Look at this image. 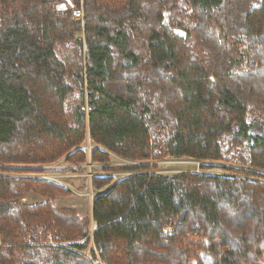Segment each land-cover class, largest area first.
Masks as SVG:
<instances>
[{"label": "trees", "instance_id": "obj_1", "mask_svg": "<svg viewBox=\"0 0 264 264\" xmlns=\"http://www.w3.org/2000/svg\"><path fill=\"white\" fill-rule=\"evenodd\" d=\"M63 2L0 0V264H264V0ZM86 139L94 229L9 167L84 165Z\"/></svg>", "mask_w": 264, "mask_h": 264}, {"label": "rangeland", "instance_id": "obj_2", "mask_svg": "<svg viewBox=\"0 0 264 264\" xmlns=\"http://www.w3.org/2000/svg\"><path fill=\"white\" fill-rule=\"evenodd\" d=\"M83 9V8H82ZM79 39V35H78ZM81 41V40H80ZM82 42V41H81ZM83 43V42H82ZM84 44V43H83ZM93 146L90 144V141L86 139L85 144L82 146V149L87 153L90 157ZM88 157V161L86 164L81 166H70L61 162L53 164L51 166H47L46 172H38V169L44 168L40 167L41 165L34 166H9L12 169L19 170H31L27 173H11L10 175L13 177H21V178H30V179H39L44 181H51L56 185H59L66 190L70 191V196L68 197H58L55 200V205L58 208L70 209L76 211L82 217H89L90 228L94 229L95 225L90 219L91 210H92V201L97 194L92 187V178L93 177H105L110 175V173H105L102 170V165H95L91 162V157ZM128 163L118 158L113 157L111 161V166L113 167H121ZM157 166L154 173L172 177L181 173H202L203 171L199 168L200 162H196L186 158H166L160 162L152 163ZM207 164V163H206ZM213 166H220V163H208ZM134 165V164H133ZM1 167V166H0ZM5 167V166H2ZM207 174H220L225 175L218 168L210 169L205 172ZM114 176L124 177L129 175L128 173L117 172L112 174ZM103 191V190H102ZM101 191V192H102ZM42 202V198L38 195L30 193L24 199L23 203L27 205L40 204ZM51 240V239H50ZM50 240L47 244L56 246V247H64L67 246L65 244L58 243H50ZM83 254V257L92 262V259L89 256V253L86 251ZM93 264H98V262H94Z\"/></svg>", "mask_w": 264, "mask_h": 264}, {"label": "built area", "instance_id": "obj_3", "mask_svg": "<svg viewBox=\"0 0 264 264\" xmlns=\"http://www.w3.org/2000/svg\"><path fill=\"white\" fill-rule=\"evenodd\" d=\"M75 19L81 22V27H83V20H84V13L83 10H81L79 13H77L75 15ZM79 40H81L83 43L85 41L84 38V32L81 31L80 35H79ZM45 169H47V167H44Z\"/></svg>", "mask_w": 264, "mask_h": 264}, {"label": "water", "instance_id": "obj_4", "mask_svg": "<svg viewBox=\"0 0 264 264\" xmlns=\"http://www.w3.org/2000/svg\"><path fill=\"white\" fill-rule=\"evenodd\" d=\"M66 2L60 3L56 6V10L59 12L66 10V4L68 3V0H65Z\"/></svg>", "mask_w": 264, "mask_h": 264}]
</instances>
